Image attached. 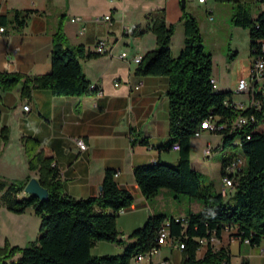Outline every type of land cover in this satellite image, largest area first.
I'll return each mask as SVG.
<instances>
[{
  "label": "crops",
  "instance_id": "obj_1",
  "mask_svg": "<svg viewBox=\"0 0 264 264\" xmlns=\"http://www.w3.org/2000/svg\"><path fill=\"white\" fill-rule=\"evenodd\" d=\"M234 1L249 6L251 19L264 13V4L259 0ZM188 2L197 9L192 14L199 24L204 50L207 48L212 56L211 78L215 90L232 92L230 101L234 105H247L249 96L236 89L238 81L249 76L251 40L247 29L230 25L225 19L234 13V4L186 0V5ZM181 8L179 0H0V27H4L0 33V72L49 74L52 36L61 16H65L63 30L70 45H83L86 52L96 54L97 42L103 41L111 52V55L97 54L80 60L90 82L89 91L80 96H54L49 90L36 89L30 98L23 99L20 84L9 91L0 89V180L38 179L35 172L28 170L22 143V139L28 138L37 141L41 152L51 160L63 192L76 199L98 197L105 171L117 173L114 180L118 187L134 196L133 205L122 210L117 219L120 237L126 244L131 242L128 237L148 217L167 215L164 209L143 197L133 169L154 163L175 166L179 162V153L171 149L169 135V80L135 74L137 63L133 57L153 51L156 39L151 32L139 37L131 33L147 27L151 12L163 10L167 24L175 27L170 50L177 57L184 43ZM106 15H110V21H96ZM76 17L80 21L71 22ZM123 52L125 58L120 57ZM4 128L8 129L6 142L1 136ZM257 130L264 132V120ZM213 136H218L214 143ZM77 139L85 141V151L79 149ZM142 140L147 144H141ZM220 143L221 137L217 134L206 132L201 137H193L190 142L192 169L213 177L211 167L204 163L203 151L207 145L217 148ZM222 169L221 163V177ZM221 189L222 179L216 191ZM168 192L161 191L155 202H164L166 197L178 198ZM188 205L189 212L188 208H181L166 217L184 218L202 209L199 202L191 199ZM210 244L215 249L227 250L231 264H264V240L258 245L241 242L236 226L223 228L220 237ZM206 249L207 244L199 248L198 259L203 258ZM124 250L122 245L98 242L91 253L119 255ZM163 260L181 264L182 250L167 243L140 264H160Z\"/></svg>",
  "mask_w": 264,
  "mask_h": 264
},
{
  "label": "trees",
  "instance_id": "obj_2",
  "mask_svg": "<svg viewBox=\"0 0 264 264\" xmlns=\"http://www.w3.org/2000/svg\"><path fill=\"white\" fill-rule=\"evenodd\" d=\"M216 1L234 4L232 25L247 29L250 48L258 50L264 42V13L251 19L249 6L234 0ZM259 1L264 4V0ZM181 12L184 43L177 57H173L170 50L175 27L167 24L163 10L151 12L147 27L131 33L135 37L147 32L155 36L156 48L141 57L134 72L139 76L168 78L169 135L172 144L179 145L177 165L139 166L133 169V175L147 201L166 190L199 202L201 211L190 212L178 221L165 215H151L128 237L131 242L126 244L120 237L117 219L122 210L133 205L134 196L118 187L114 180L116 172L105 171L98 197L76 199L63 192L57 171L39 149L38 142L24 138L28 170L38 175L40 185L48 191V199L41 201L24 193L29 178L0 180V207L15 214H23L31 208L40 219V236L24 247L5 243L0 247V264H130L134 256L145 254L157 245V232L165 221L169 222V237L184 244L181 264H231L227 250L215 249L210 244L211 237L219 238L226 226H236L241 242L248 240L250 245H258L264 240V132L257 130L264 120V111L236 109L230 101L232 92L215 90L211 78L212 56L204 51L197 19L186 7H182ZM64 20L65 16H61L52 36L51 72L39 76L0 72L1 90L9 91L20 84L23 99L30 98L36 89L49 90L54 96H80L89 91L90 82L80 60L96 57L97 53L86 52L83 45H70L63 30ZM239 114H254L257 123L232 130L231 122ZM207 118L218 119L219 124L226 125L215 133L221 137L215 151L238 146L246 160L244 170L234 176L238 186L231 204L221 192L200 185L198 174L191 167L190 142ZM1 136L6 142L8 129H2ZM140 143L146 145L147 141ZM232 158L222 161V175ZM199 239L207 244L202 259L196 256L201 247ZM98 242L122 245L125 250L119 255L95 256L91 249Z\"/></svg>",
  "mask_w": 264,
  "mask_h": 264
},
{
  "label": "built area",
  "instance_id": "obj_3",
  "mask_svg": "<svg viewBox=\"0 0 264 264\" xmlns=\"http://www.w3.org/2000/svg\"><path fill=\"white\" fill-rule=\"evenodd\" d=\"M200 3H203L204 0H198ZM111 17L110 15H106L104 17H99L96 19V21H110ZM80 18H72L71 22H79ZM4 31V27H0V33ZM259 50V52H258ZM253 49L250 48L251 52V66L249 69V76L246 79H240L238 81L237 89L236 91L241 94H245L249 96V100L247 105L240 104L235 105L236 109L243 110L246 108H252L257 112L264 111V42H261L259 49ZM95 52L97 54H110L111 52L107 51L105 48V43L103 41L97 42L95 46ZM121 58L126 57V53H121ZM141 57L136 55L133 57V62L139 63ZM213 82V81H212ZM115 85H119V83H115ZM140 87L136 86L135 89H138ZM24 110H29V107L26 105L24 106ZM218 119L213 120V118H207L202 121L200 124V127L195 131L194 137H201L203 132H208L210 134H215L217 130H220L221 128H224L225 124H219ZM248 123H257L256 117L254 114L250 115H237V117L231 122V128L232 130L241 129L244 125ZM249 139V136L246 137ZM76 143L81 151H85L87 149V145L83 139H77ZM237 145L238 142H235ZM171 149L174 151L179 150L178 143H173L171 145ZM213 152H215V148L211 147L210 145H207L203 151V157L205 159H209ZM246 167V160L243 157L242 154H238L236 157L232 158L227 165L224 168L223 175H222V189L221 193L224 197L227 196V193L230 192L233 189H236L238 186V183L235 180V175L242 172L244 168ZM117 175V173L115 174ZM179 219H176L178 221ZM183 220V219H182ZM215 237H211L210 241L214 240ZM200 245L203 246L206 244L205 240H198ZM245 243H248V240H244ZM170 243L172 246L177 247L179 249L184 248V244L178 242L175 239H172L169 237V222L165 221L161 228L157 232V240H156V246L152 247L148 252L145 254H138L134 256L131 259L130 264H140L141 261L147 257L155 254L158 249L167 244ZM160 264H168L167 261L163 260L160 262Z\"/></svg>",
  "mask_w": 264,
  "mask_h": 264
},
{
  "label": "rangeland",
  "instance_id": "obj_4",
  "mask_svg": "<svg viewBox=\"0 0 264 264\" xmlns=\"http://www.w3.org/2000/svg\"><path fill=\"white\" fill-rule=\"evenodd\" d=\"M222 7L228 4H220ZM229 7V6H226ZM187 11L192 14V12H197L196 8L190 7L189 2L186 5ZM225 10H223L224 12ZM193 15V14H192ZM194 16V15H193ZM195 17V16H194ZM231 17L225 16V19L228 24L232 25ZM49 21L53 22V19ZM50 22V23H51ZM206 48L204 51L208 53ZM206 133V132H204ZM203 133V134H204ZM202 134V135H203ZM203 138V137H202ZM218 136H213L211 138L212 143ZM204 140L207 138H203ZM242 150L238 146H228L224 149H217L213 152V155L209 159H205L204 163H207L213 171V177L211 175H206L202 172H198L199 183L202 186L212 188L213 190H218L221 186V171L220 165L224 159H230L238 154H241ZM169 193V192H168ZM236 189L231 190L227 193L226 201L230 204L234 202V195ZM172 197H178L177 199H168L164 202H155V199L151 200L153 205L158 206L161 209H164L167 212L165 216H172V212L178 213L181 208L186 210L188 208V197L184 195H178L171 193ZM160 209V210H161ZM162 212V211H161ZM40 219L34 215V212L31 208H28L23 214L12 213L5 208L0 209V247H3L5 243H9L11 246L24 247L28 242L34 241L40 236L39 232ZM17 258V257H16ZM14 258V259H16Z\"/></svg>",
  "mask_w": 264,
  "mask_h": 264
},
{
  "label": "water",
  "instance_id": "obj_5",
  "mask_svg": "<svg viewBox=\"0 0 264 264\" xmlns=\"http://www.w3.org/2000/svg\"><path fill=\"white\" fill-rule=\"evenodd\" d=\"M181 7H186V0H179ZM101 190V188H100ZM24 193L27 195L35 196L41 201H45L48 199V191L43 188L38 179L35 177H31L28 182L25 184Z\"/></svg>",
  "mask_w": 264,
  "mask_h": 264
}]
</instances>
